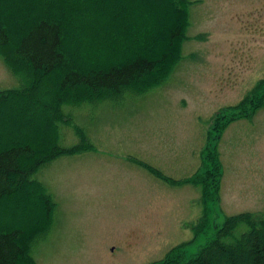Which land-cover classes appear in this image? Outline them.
I'll return each mask as SVG.
<instances>
[{
  "label": "rangeland",
  "instance_id": "rangeland-1",
  "mask_svg": "<svg viewBox=\"0 0 264 264\" xmlns=\"http://www.w3.org/2000/svg\"><path fill=\"white\" fill-rule=\"evenodd\" d=\"M0 1L12 10L8 0ZM191 1L182 58L165 81L118 101L63 105L91 147L51 161L34 176L55 203L47 232L32 248L37 264H150L183 243L187 259L214 237L226 216L251 211L264 218V107L215 136L264 78V0ZM159 8H151L158 15L156 31L165 18ZM12 13L7 18L15 27L19 21ZM126 14L115 9L123 29L130 24L123 20L133 16ZM18 85L0 57V89ZM50 96L45 89L40 94L43 100ZM48 117L29 98L2 105L0 142L8 132L37 141ZM59 130L60 146L78 143L72 126L61 123ZM215 147L219 199L204 204L198 187L173 180L202 171L205 153ZM205 206L207 225L199 232ZM42 214L31 187L0 208L2 224L24 229L38 225Z\"/></svg>",
  "mask_w": 264,
  "mask_h": 264
},
{
  "label": "trees",
  "instance_id": "trees-1",
  "mask_svg": "<svg viewBox=\"0 0 264 264\" xmlns=\"http://www.w3.org/2000/svg\"><path fill=\"white\" fill-rule=\"evenodd\" d=\"M8 1L11 11L0 1V57L19 79V85L0 89V109L6 103L29 98L42 112L51 113V117L41 119L45 133L37 141L31 140L34 143L9 132L2 136L0 208L17 200L25 187H31L43 214L38 225L25 229L14 223L2 224L0 218V264H37L32 248L47 232L55 203L34 176L51 161L91 147L86 133L70 122L63 105L118 101L127 93L141 94L165 81L182 58V45L188 38L186 31L190 24L188 8L195 2L121 0L118 4L116 0H74L71 6L70 0ZM156 4L165 14L159 13L165 17L159 31L155 29L158 15L151 9ZM115 9H122L126 16L133 15L123 20L130 23L128 29H123L121 21L115 18ZM10 12L18 17L15 27L7 18ZM137 12L142 15L137 16ZM77 18L83 23V39ZM202 36L204 39L205 34ZM44 89L51 94L47 100L40 98ZM263 107L264 78L233 107L231 117L218 125L216 139L233 120L250 117ZM61 123L74 128L77 144L59 145ZM214 149L205 153L202 171L173 180L198 187L204 204L219 199L221 167L219 153ZM16 180H20L21 186L14 188ZM207 213L205 206L195 230L205 229ZM183 246L184 243L172 247L162 259L150 264H220V261L264 264V218L251 211L226 216L214 237L195 255L186 259Z\"/></svg>",
  "mask_w": 264,
  "mask_h": 264
}]
</instances>
